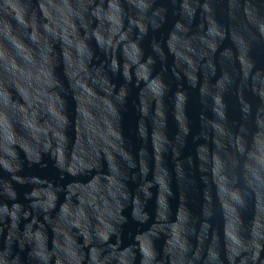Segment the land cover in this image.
I'll use <instances>...</instances> for the list:
<instances>
[{
  "label": "water",
  "instance_id": "1",
  "mask_svg": "<svg viewBox=\"0 0 264 264\" xmlns=\"http://www.w3.org/2000/svg\"><path fill=\"white\" fill-rule=\"evenodd\" d=\"M0 264H264V0H0Z\"/></svg>",
  "mask_w": 264,
  "mask_h": 264
}]
</instances>
